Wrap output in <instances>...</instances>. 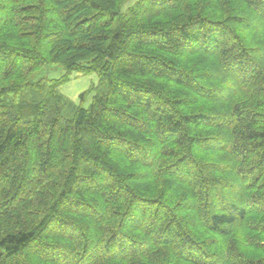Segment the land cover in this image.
I'll list each match as a JSON object with an SVG mask.
<instances>
[{"label": "trees", "instance_id": "16d2710c", "mask_svg": "<svg viewBox=\"0 0 264 264\" xmlns=\"http://www.w3.org/2000/svg\"><path fill=\"white\" fill-rule=\"evenodd\" d=\"M0 264H264V0H0Z\"/></svg>", "mask_w": 264, "mask_h": 264}, {"label": "rangeland", "instance_id": "374dc122", "mask_svg": "<svg viewBox=\"0 0 264 264\" xmlns=\"http://www.w3.org/2000/svg\"><path fill=\"white\" fill-rule=\"evenodd\" d=\"M62 74L63 72L59 67L49 66L44 67L40 72L33 74L30 80L36 81L41 78L56 79L59 78ZM96 82V74L82 76L73 74L66 84H63L59 87L58 91L63 97H65L75 105H78L80 102L79 95L88 90L91 85H95ZM90 100L91 95H89L85 99V102H83V107H86L89 104Z\"/></svg>", "mask_w": 264, "mask_h": 264}]
</instances>
